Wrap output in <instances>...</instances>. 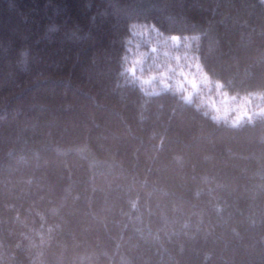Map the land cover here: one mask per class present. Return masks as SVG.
<instances>
[{
    "label": "trees",
    "instance_id": "1",
    "mask_svg": "<svg viewBox=\"0 0 264 264\" xmlns=\"http://www.w3.org/2000/svg\"><path fill=\"white\" fill-rule=\"evenodd\" d=\"M0 264H264V0H0Z\"/></svg>",
    "mask_w": 264,
    "mask_h": 264
}]
</instances>
